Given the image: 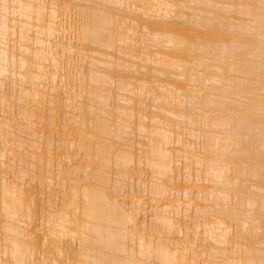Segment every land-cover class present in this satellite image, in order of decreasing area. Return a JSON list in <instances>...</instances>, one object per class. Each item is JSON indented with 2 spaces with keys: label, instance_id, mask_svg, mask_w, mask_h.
Segmentation results:
<instances>
[{
  "label": "bare ground",
  "instance_id": "bare-ground-1",
  "mask_svg": "<svg viewBox=\"0 0 264 264\" xmlns=\"http://www.w3.org/2000/svg\"><path fill=\"white\" fill-rule=\"evenodd\" d=\"M0 264H264V0H0Z\"/></svg>",
  "mask_w": 264,
  "mask_h": 264
},
{
  "label": "rangeland",
  "instance_id": "rangeland-1",
  "mask_svg": "<svg viewBox=\"0 0 264 264\" xmlns=\"http://www.w3.org/2000/svg\"><path fill=\"white\" fill-rule=\"evenodd\" d=\"M205 101H207V100H205ZM245 176H246V175H245ZM245 176H244V177H245ZM247 176H248V175H247ZM245 178H249V176H248V177H245Z\"/></svg>",
  "mask_w": 264,
  "mask_h": 264
}]
</instances>
